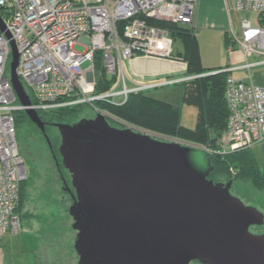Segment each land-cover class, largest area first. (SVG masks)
Instances as JSON below:
<instances>
[{"label":"built area","instance_id":"2783aa9c","mask_svg":"<svg viewBox=\"0 0 264 264\" xmlns=\"http://www.w3.org/2000/svg\"><path fill=\"white\" fill-rule=\"evenodd\" d=\"M233 1L237 11L258 13L259 23L253 25L242 18L239 32L228 30V55L239 51L242 59L217 69L226 73L223 93L227 116L217 146H204L209 153L225 154L264 140V86L231 73L264 66V0ZM196 3L197 0H0V10L4 11L0 16L9 33L7 36L0 32V239L20 230L15 208L20 182L27 176L16 140L15 112L31 107L37 113H47L88 104L96 114L121 123L100 104L120 106L131 93L191 77L142 82L127 73L124 61L172 58L174 39L170 32L148 19L190 29ZM12 41L19 54L16 73L29 105L19 102L10 82ZM77 42L84 46L82 51L74 48ZM101 76L110 79L109 87L96 93L95 84Z\"/></svg>","mask_w":264,"mask_h":264},{"label":"water","instance_id":"95a60500","mask_svg":"<svg viewBox=\"0 0 264 264\" xmlns=\"http://www.w3.org/2000/svg\"><path fill=\"white\" fill-rule=\"evenodd\" d=\"M0 32L9 36L1 16ZM18 57L12 41L10 82L29 105ZM24 112L44 132L37 111ZM53 125L73 188L77 264H264V231L250 230L264 213L233 193L231 180L208 177L201 148L110 125L101 114Z\"/></svg>","mask_w":264,"mask_h":264},{"label":"rangeland","instance_id":"374dc122","mask_svg":"<svg viewBox=\"0 0 264 264\" xmlns=\"http://www.w3.org/2000/svg\"><path fill=\"white\" fill-rule=\"evenodd\" d=\"M231 17L235 32L239 31L242 18L248 19L253 25L259 23L258 13L253 11H232ZM175 31H177V28H175ZM186 31L192 32V29L186 27ZM176 35H180V33ZM204 35L205 34L199 39L195 37L197 54L200 66L203 68H210V70L199 74L190 73L187 76L191 77L185 81H191L201 76L218 73L217 69H221L225 65L219 67L211 66L217 63V61H223L220 62L221 64H226L227 61L228 64H233L242 59L239 51H235L233 54L228 55V45L224 43L223 40L221 43L222 46L219 47L221 52H219L215 40ZM182 45L183 41L179 36H176L173 42L174 49L172 58H137L131 63L125 60V70L130 76L142 80V82L143 80L150 81L154 79L152 81H156L182 77L184 73L181 70L183 67L186 68V63L185 66L182 63V53L179 52L183 49ZM74 48L78 51H82L84 46L77 42ZM219 55L222 59H220ZM85 64L86 63H83V66ZM135 73H143L144 75L135 76ZM145 75H147L146 78L144 77ZM184 86L185 83L182 82H170L139 92H143L154 99L170 103L172 106L178 108L180 123L185 127L194 128L197 123L198 107L194 103L182 101ZM95 114L96 111L90 105L81 104L80 111L76 112L75 115L72 114L66 118V120L57 121L49 120V118L41 119L49 122L73 123L81 118L94 117ZM105 119L110 125L119 128L130 126L134 130L148 132L159 139L168 141L176 140L189 145L194 144L198 148H201L204 154L209 153V151H206L204 148L205 145H207L208 148H212L210 144H218L217 141L213 140L209 141L210 143L206 142V140L199 142L180 137L176 134H170L169 132L164 134L154 132L149 129H144L141 126H136V124L133 123L128 124L125 121L123 123L121 119H119L121 123H117L118 121L111 118ZM18 124L16 140L20 154L24 160L27 176L25 186L22 189L23 197L20 202L21 204H18V200L16 204L17 207L19 205V211H17V213L20 215V230L17 234L12 235H14L13 237L15 240L18 238L22 239L19 245H22L24 250H28L22 254V257L24 259L26 258L25 263L29 258V261H33L34 264H77L78 256L73 247L76 230L72 228L73 219L68 212V208L73 201L71 195L72 189L70 187L69 173L60 168L61 158L57 151L60 142L59 132L53 125L45 127L44 132H42L33 123L40 133L35 131L32 133L31 124L25 120L19 121V117ZM254 144L255 143H252L244 148H251ZM213 154L222 155L223 153L213 152ZM222 182L226 181L222 180ZM244 202L253 204L264 213V191L255 194L253 201L244 199ZM254 227L251 229V232L252 230L253 232L259 233L264 231V224ZM7 234H9V232ZM191 264L199 263L191 262Z\"/></svg>","mask_w":264,"mask_h":264},{"label":"trees","instance_id":"16d2710c","mask_svg":"<svg viewBox=\"0 0 264 264\" xmlns=\"http://www.w3.org/2000/svg\"><path fill=\"white\" fill-rule=\"evenodd\" d=\"M0 14L4 15L2 9L0 10ZM148 20L151 24L166 28L173 39L179 36L183 41L181 53L183 62L186 63V68L182 70L184 75H189L190 73L199 74L210 70V68L200 66L195 35L192 32L186 31V26L158 19ZM175 28H177V31H175ZM175 33H180V35H176ZM224 40L227 43V34H225ZM225 79L226 73L218 72L182 82L185 83L182 101L194 103L198 107L197 123L194 128L185 127L180 123L178 108L172 106L170 103L154 99L143 92L131 93L127 101L120 106L110 104L100 105L104 106L116 118L128 124H136V126H141L144 129L162 134L169 132L170 134H176L192 141H217L220 137V132L225 128L227 116V107L223 93ZM109 80L104 76L98 78L95 84V92L98 93L107 89L110 83ZM80 107L81 105L58 108L47 113L38 112V115L42 119L49 118V120L62 121L72 114L75 115L76 112H79ZM18 117L19 121L25 120L31 124L32 133L34 131L40 133L23 110L15 112L17 131L19 126ZM210 145L212 148L217 146L216 144ZM205 155L212 165V170L208 177L218 181L231 180L232 192L243 200L253 201L255 194L264 191V165L260 167L257 164L250 148H241L222 155L213 153ZM60 168L63 171H67L62 165ZM25 181L26 178L19 185L18 204L23 197L22 189L25 186ZM18 208L19 205L15 208L16 212L19 211Z\"/></svg>","mask_w":264,"mask_h":264},{"label":"crops","instance_id":"0c3cea01","mask_svg":"<svg viewBox=\"0 0 264 264\" xmlns=\"http://www.w3.org/2000/svg\"><path fill=\"white\" fill-rule=\"evenodd\" d=\"M232 11H237L234 7L233 0H197L194 19L191 26L192 33L198 39L201 38L203 34H205L206 36H209L215 40V44L218 46V48L221 47L222 40L225 43L224 37L225 34L228 33L229 28L234 30L231 17ZM218 50L221 52L220 48ZM219 57L222 59L220 55ZM220 62L223 61H217V63H214L211 66L219 67L229 65L228 61L226 64H221ZM142 74L143 73H135V76H140ZM232 75L242 78L246 81H251L254 84L264 86V66L255 67L249 71L235 70L232 72ZM146 76L147 75L144 77L146 78ZM250 149L256 159L257 164L260 167L263 166L264 140L255 143ZM13 236L14 235L9 233L5 234L0 239V264H34L33 261H29V258L25 263L26 258L24 259L22 254L28 250H24L22 245H19L22 239L18 238L15 240Z\"/></svg>","mask_w":264,"mask_h":264},{"label":"flooded vegetation","instance_id":"af4514ba","mask_svg":"<svg viewBox=\"0 0 264 264\" xmlns=\"http://www.w3.org/2000/svg\"><path fill=\"white\" fill-rule=\"evenodd\" d=\"M44 122H45V124H44V129H45V127H49V125H53V123L54 122H49V121H47V120H43ZM47 125V126H46ZM54 126V125H53ZM58 151V150H57ZM61 158V157H60ZM60 165H62V163L60 162ZM63 166V165H62ZM68 172V171H67ZM69 173V172H68ZM70 187H71V189H72V191H73V188H72V186L70 185ZM254 226H251L250 227V230L253 228ZM255 228V227H254ZM77 232V231H76ZM252 232H253V230H252ZM254 233H259V232H254ZM76 235V234H75ZM74 240H75V238H74ZM76 252V251H75ZM78 256V255H77ZM191 262H198V261H191ZM191 262H190V264H191ZM199 264H202V263H200V262H198Z\"/></svg>","mask_w":264,"mask_h":264},{"label":"clouds","instance_id":"9594fccd","mask_svg":"<svg viewBox=\"0 0 264 264\" xmlns=\"http://www.w3.org/2000/svg\"><path fill=\"white\" fill-rule=\"evenodd\" d=\"M183 70V69H182Z\"/></svg>","mask_w":264,"mask_h":264}]
</instances>
